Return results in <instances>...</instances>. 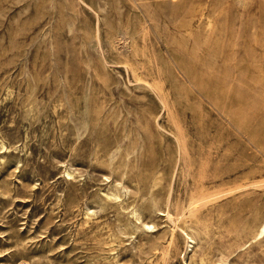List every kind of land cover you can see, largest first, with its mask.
Returning <instances> with one entry per match:
<instances>
[{"label":"rangeland","instance_id":"rangeland-1","mask_svg":"<svg viewBox=\"0 0 264 264\" xmlns=\"http://www.w3.org/2000/svg\"><path fill=\"white\" fill-rule=\"evenodd\" d=\"M263 227L264 0H0V264H264Z\"/></svg>","mask_w":264,"mask_h":264},{"label":"bare ground","instance_id":"bare-ground-1","mask_svg":"<svg viewBox=\"0 0 264 264\" xmlns=\"http://www.w3.org/2000/svg\"><path fill=\"white\" fill-rule=\"evenodd\" d=\"M4 42V41H3ZM264 232V227H263V229H262V233Z\"/></svg>","mask_w":264,"mask_h":264}]
</instances>
